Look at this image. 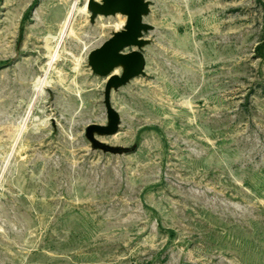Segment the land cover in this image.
Returning a JSON list of instances; mask_svg holds the SVG:
<instances>
[{"label":"rangeland","instance_id":"374dc122","mask_svg":"<svg viewBox=\"0 0 264 264\" xmlns=\"http://www.w3.org/2000/svg\"><path fill=\"white\" fill-rule=\"evenodd\" d=\"M87 2L0 0V264H264V0H146L115 125Z\"/></svg>","mask_w":264,"mask_h":264},{"label":"water","instance_id":"95a60500","mask_svg":"<svg viewBox=\"0 0 264 264\" xmlns=\"http://www.w3.org/2000/svg\"><path fill=\"white\" fill-rule=\"evenodd\" d=\"M146 8V0H88L87 2L91 18L98 15H114L120 11L127 15L124 27L114 31L88 54V64L91 69L106 78L104 102L114 125L117 123L118 114L110 103L112 85L126 83L132 77L142 73L145 66L144 53L138 47L143 31L150 26L143 17ZM120 63L129 65L121 75L114 73V67Z\"/></svg>","mask_w":264,"mask_h":264}]
</instances>
